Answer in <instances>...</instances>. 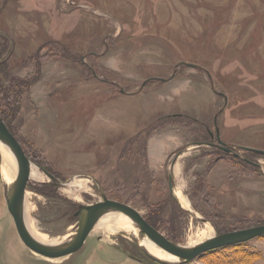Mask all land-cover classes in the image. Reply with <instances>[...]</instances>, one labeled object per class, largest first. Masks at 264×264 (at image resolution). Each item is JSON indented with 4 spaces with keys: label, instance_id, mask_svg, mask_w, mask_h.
I'll return each instance as SVG.
<instances>
[{
    "label": "rangeland",
    "instance_id": "1",
    "mask_svg": "<svg viewBox=\"0 0 264 264\" xmlns=\"http://www.w3.org/2000/svg\"><path fill=\"white\" fill-rule=\"evenodd\" d=\"M3 90L27 156L74 177L48 196L124 202L181 245L264 223V155L243 148L264 149V0H0ZM29 189L33 227L64 230L73 207ZM5 228L0 264H264V235L183 262L133 229L47 257Z\"/></svg>",
    "mask_w": 264,
    "mask_h": 264
},
{
    "label": "water",
    "instance_id": "2",
    "mask_svg": "<svg viewBox=\"0 0 264 264\" xmlns=\"http://www.w3.org/2000/svg\"><path fill=\"white\" fill-rule=\"evenodd\" d=\"M187 64L191 65V63ZM161 79L164 80V78ZM0 140L6 142L11 147L17 162L16 176L13 180V184L11 183L6 196L7 208L12 216L15 228L22 241L31 250L41 255L47 257H57L77 249L83 243L86 235L93 226V223L104 210H116L127 215L131 220H133V222L139 228V231L144 233L155 245L162 248L169 254L180 258L183 262H189L203 252L219 247L237 244L252 239L256 236L264 235L263 223L252 227L221 232L200 242L197 245L186 247L185 245L178 244L166 237L129 204L104 196L99 201L82 204L79 206L75 212V231L70 239L60 244H48L42 242L31 234L24 222L22 213V201L27 181L29 179V164L30 161H33L27 156L21 143L1 118ZM219 146L227 152H232L234 149V147H229L221 140H219ZM243 148L264 155V149L253 147ZM44 171L49 177L53 178V175L49 171Z\"/></svg>",
    "mask_w": 264,
    "mask_h": 264
},
{
    "label": "crops",
    "instance_id": "3",
    "mask_svg": "<svg viewBox=\"0 0 264 264\" xmlns=\"http://www.w3.org/2000/svg\"><path fill=\"white\" fill-rule=\"evenodd\" d=\"M36 167H37V170H38L37 171V174L35 176H33V175H31L29 173V179L27 181V185H26V188H25V193H24V197H23V201H22L23 219H24V222H25L27 228L29 229V231L31 232V234L36 239H38V240H40L42 242L48 243V244H56V243H59L60 244V242H62L63 240H65V238L68 236V233H69V230H70L71 226H73L74 223H75V220H76L75 212L77 210L76 209V206H75L76 205L75 202H73V201L70 202V200L63 199L60 196L59 197H56L57 196L56 194L55 195H52V196H48L46 193L36 191L35 189H32V188L29 189L28 183H34V184L35 183H37V184H53L55 186L54 192L58 194V191H59V193L61 195H63V194L60 192V185L69 187L72 184H76V183L74 181V177H69V178H66V179H61L59 176H57L56 174H52L51 172L50 173L53 175V178L49 177L45 173V171H44L46 169L43 167V164L36 165ZM30 170H31V166H30ZM45 177H47V179H44ZM27 189L31 190L32 193L35 196H42V197H44L45 199H48V200H54V199H56V200H58V202L59 201L60 202H63L64 204H66V208H67V211L69 213H70V209L72 210V207H73V210L71 211V214H67V216H70L71 217V220H70L71 222H69L68 224H66L64 230H62L58 234H52L49 231H46V230H43V229H40V228L33 227L32 218H31V214H30V209H31L32 206H31V202H30L29 198L27 197ZM67 189L68 190H66V191L72 196L73 195V192L72 191H69V188H67ZM6 190H7V188H6L5 183H3V181H1V179H0V226L3 225V226L6 227L5 229H7V231H10V228H11L12 222H13V219H12V216H11L8 208H7L6 196H7V192L8 191H6ZM175 194L178 197V199H180L179 198V195H181V196L184 197V195H183V193L181 191L178 192L176 190L175 191ZM63 196L65 198H68V197L65 196V194ZM80 205H82V204H80ZM80 205H78V208H79ZM16 232H17V230H16ZM64 234L66 236H64L62 238H59L61 235H64ZM17 235L20 238L18 232H17ZM39 236L41 238H39ZM20 240H21V242L26 247H28L22 241L21 238H20ZM53 240H55V241H53Z\"/></svg>",
    "mask_w": 264,
    "mask_h": 264
},
{
    "label": "bare ground",
    "instance_id": "4",
    "mask_svg": "<svg viewBox=\"0 0 264 264\" xmlns=\"http://www.w3.org/2000/svg\"><path fill=\"white\" fill-rule=\"evenodd\" d=\"M0 147L3 155L2 160V171L4 175L8 178H12L11 182L13 184V180L16 176L17 171V162L15 155L11 149V147L4 141L0 140ZM31 166L30 174L35 176L37 174V167L34 163L30 162L29 164ZM179 200L183 205H186V200L183 196L179 195ZM94 228H101L103 230L109 231V232H118L122 230H130L133 229L136 232L139 231V228L136 226V224L131 220L127 215L119 212V211H112V210H104L99 217L96 219V221L93 223ZM75 231V225L71 226L68 236L60 243H63L64 241H67L71 238ZM40 235V234H39ZM213 234V228L211 226H206L204 229H202L197 237L195 239H190V242L185 245L186 247H191L194 245L199 244L200 242L204 241V239H208L212 237ZM66 236L61 235L59 238H62ZM39 238H41L39 236ZM52 241V240H51ZM55 241V240H53ZM59 244V243H56ZM139 244L142 246V248L150 255L155 258L164 260V261H170L169 259L171 256L163 250L162 248L155 245L153 242L146 240L145 238L139 239ZM173 256V255H172Z\"/></svg>",
    "mask_w": 264,
    "mask_h": 264
},
{
    "label": "trees",
    "instance_id": "5",
    "mask_svg": "<svg viewBox=\"0 0 264 264\" xmlns=\"http://www.w3.org/2000/svg\"><path fill=\"white\" fill-rule=\"evenodd\" d=\"M3 92V95L4 96H0V118L7 124V126L9 127V129H10V131L16 136V137H18L17 136V134H16V132L13 130V128L10 126V124L8 123V118H10L11 116H12V114L14 113L13 112V101H12V99L10 98V95L8 96L7 95V93H5V92H7V90L5 91V90H3L2 91ZM14 93H15V91H13ZM18 92V91H17ZM17 94V93H16ZM17 98V97H16ZM16 102H18V101H15V104H16ZM14 104V105H15ZM19 139V138H18ZM20 140V139H19ZM43 167L46 169V170H48L49 172H51L52 174H54V171L52 170V169H50L48 166H46V165H44L43 164ZM33 186H34V189L36 190V191H39V192H43V193H48V191L49 192H54V190H55V186L53 185V184H37V183H35V184H33ZM150 224H152L153 226H156L155 224H154V222H152L151 220H147ZM233 246H235V244H233V245H228V246H224V247H233ZM138 248V247H137ZM138 250H139V252L142 254V255H144L143 257L144 258H147V256L145 255V254H143L142 252H141V250L138 248ZM213 251V250H212ZM212 251H209V252H212Z\"/></svg>",
    "mask_w": 264,
    "mask_h": 264
},
{
    "label": "flooded vegetation",
    "instance_id": "6",
    "mask_svg": "<svg viewBox=\"0 0 264 264\" xmlns=\"http://www.w3.org/2000/svg\"><path fill=\"white\" fill-rule=\"evenodd\" d=\"M218 146V145H217ZM217 148H219V147H217ZM170 185H171V183H170ZM76 209H78V207H76ZM76 217V216H75Z\"/></svg>",
    "mask_w": 264,
    "mask_h": 264
}]
</instances>
